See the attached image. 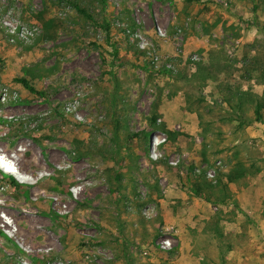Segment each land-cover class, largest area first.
Listing matches in <instances>:
<instances>
[{
	"label": "rangeland",
	"instance_id": "374dc122",
	"mask_svg": "<svg viewBox=\"0 0 264 264\" xmlns=\"http://www.w3.org/2000/svg\"><path fill=\"white\" fill-rule=\"evenodd\" d=\"M74 1L109 35L61 0H0V264H264V199L237 200L264 140L198 72L264 61V0ZM237 159L226 202L194 194L221 198L199 177Z\"/></svg>",
	"mask_w": 264,
	"mask_h": 264
},
{
	"label": "trees",
	"instance_id": "16d2710c",
	"mask_svg": "<svg viewBox=\"0 0 264 264\" xmlns=\"http://www.w3.org/2000/svg\"><path fill=\"white\" fill-rule=\"evenodd\" d=\"M71 5L76 11L84 15L88 20H90L96 26L105 31L106 35H109L110 22L108 20L98 21L91 13L82 8L74 0H61ZM105 1V0H103ZM1 60V58H0ZM236 61H208V65L202 67L203 64L198 68V72H202L203 81H215L218 82V94L226 110L233 111L235 116V121L237 122V128H244L246 125L253 124L254 122L264 123V92L262 95H258L251 90L250 86L247 88L243 87V80L247 81L249 79H254L257 83L264 85V61H259L257 55H254L253 61H243L241 68L235 66ZM235 66V70L233 68ZM233 70L238 72L237 80H229L233 76ZM22 84L30 93L44 96V93L37 89L27 78L19 77L16 79ZM252 111V117L248 118L246 116V109ZM153 123H156V119L153 118ZM163 129L167 132L165 125ZM252 168L251 164L237 159L234 161L227 172H221L217 170V183L213 184L208 181L205 176L199 177L200 181L204 186V190H211V188L216 185L221 189V198L213 200L210 194H204L198 186H194L192 191L197 197L203 198L204 200L215 203L226 202V199L230 197V190L228 183L234 182L244 176L248 175L249 170ZM9 179L15 181L12 175L5 173ZM225 178V181L223 180ZM199 184V183H198Z\"/></svg>",
	"mask_w": 264,
	"mask_h": 264
},
{
	"label": "crops",
	"instance_id": "0c3cea01",
	"mask_svg": "<svg viewBox=\"0 0 264 264\" xmlns=\"http://www.w3.org/2000/svg\"><path fill=\"white\" fill-rule=\"evenodd\" d=\"M218 28H221V26H219ZM248 40H249V37L246 38V41H244V38H241L240 42L242 43L248 42ZM193 42L194 44H198V42H195V41ZM208 45L210 46V44ZM242 65H243V61L235 62V66L238 68H241ZM242 84L244 88H247V86H250L251 90L258 95H262L264 92V85L257 83L252 78L249 79L248 82L243 80ZM193 114H190V116L192 117ZM247 129H248V133L250 134V136L261 138L262 140H264V123L254 122V125H250ZM262 176H263L262 172H259L256 175L249 177L250 184L246 188H242V190L237 194V200L240 202V204L243 206L244 209L246 210H248V208L257 209L259 204L262 203L261 198L264 199V185L261 183V180H260ZM255 183L257 185H255Z\"/></svg>",
	"mask_w": 264,
	"mask_h": 264
},
{
	"label": "built area",
	"instance_id": "2783aa9c",
	"mask_svg": "<svg viewBox=\"0 0 264 264\" xmlns=\"http://www.w3.org/2000/svg\"><path fill=\"white\" fill-rule=\"evenodd\" d=\"M159 144H160V139L158 137L153 138L152 147L156 148ZM170 243H171L170 239L165 238L159 242V244H160L159 246L162 249H166L170 246Z\"/></svg>",
	"mask_w": 264,
	"mask_h": 264
}]
</instances>
